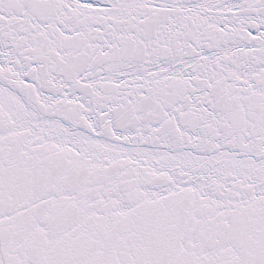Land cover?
I'll list each match as a JSON object with an SVG mask.
<instances>
[{
  "label": "snow or ice",
  "instance_id": "obj_1",
  "mask_svg": "<svg viewBox=\"0 0 264 264\" xmlns=\"http://www.w3.org/2000/svg\"><path fill=\"white\" fill-rule=\"evenodd\" d=\"M0 264H264V0H0Z\"/></svg>",
  "mask_w": 264,
  "mask_h": 264
}]
</instances>
